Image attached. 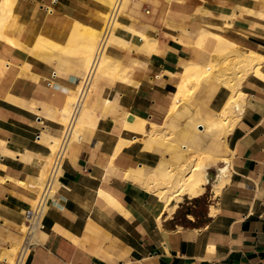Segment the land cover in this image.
Segmentation results:
<instances>
[{"label":"crops","instance_id":"crops-1","mask_svg":"<svg viewBox=\"0 0 264 264\" xmlns=\"http://www.w3.org/2000/svg\"><path fill=\"white\" fill-rule=\"evenodd\" d=\"M0 11V264H11L5 252L19 248L24 213L47 178L63 133L58 112L82 88L90 118L66 154L25 264H264V0H128L117 20L135 32L114 29L124 45L105 48L126 69L122 81L84 82L81 61L69 56L63 65L57 53L37 50L45 36L65 41L74 24L103 30V2L0 0ZM204 29L211 34L201 38ZM213 34L232 44L246 75L238 120L220 148L225 159L201 162L207 181L165 203L138 176L167 166L185 140L211 147L199 131L224 107L227 87L201 81L188 102L170 108L185 69L213 62L217 70L224 54ZM248 52L259 63L254 74ZM128 115L144 121L143 133L125 128ZM163 135L174 149L150 141Z\"/></svg>","mask_w":264,"mask_h":264},{"label":"bare ground","instance_id":"bare-ground-1","mask_svg":"<svg viewBox=\"0 0 264 264\" xmlns=\"http://www.w3.org/2000/svg\"><path fill=\"white\" fill-rule=\"evenodd\" d=\"M99 1L103 2L106 6L109 7V12L104 14V18H105L104 23L106 24V27L103 30H95L92 28H88V27H85L87 25H80V23L78 24V22L74 21L80 26L77 25V27L74 29L75 27V24H74L71 36L69 38L66 37L67 39L65 41H63L62 43L55 42L43 34L45 37L40 39V42L38 43L39 44L38 49L37 48L36 49L39 52H46L48 50H50V52L52 51V53L55 52L54 53L55 56H57V54L58 56L60 55L59 57L57 56L56 59L58 58L60 59L62 57L61 59L62 61L61 60L60 61L64 63L63 65H65L66 62L68 63L69 60L66 59L67 57L70 59L72 56L75 57L78 60V62L80 61L82 62L81 69L83 73L86 75L85 78H87V76L89 77L88 81H90L91 79H98L101 77H109L110 79H116V80L122 81V80H125L124 74H125L126 69L121 67L119 63L111 61L105 52V48L106 46H109L111 44L124 45L123 41L114 34V29L121 26V28H125L126 30H129L133 33L135 32L127 27L120 25L117 20V17L120 16L121 14L122 7H124L127 4L128 0H99ZM4 3L1 4L3 8L5 7V4H8V3H5V4ZM9 4L13 5L12 3H9ZM1 14H3V12H1ZM0 33H2V31ZM136 34L141 39V41L144 42V44H147V39L145 36L139 33H136ZM208 34H211V33L205 30L204 32L200 34L201 35L200 37L203 38ZM213 37H215L216 40L218 41V46L216 50L217 55L225 54L228 52L229 48L233 47L232 44L225 43V41H223V39L219 37L218 35L213 34ZM39 38H38V41H39ZM101 41H102V44H101ZM12 42H13V39H12ZM59 59H58V62H59ZM245 59H246L245 62L248 64V66L252 70L251 73L256 72L257 69L259 68V63L258 61L254 59V55L248 52ZM71 62L76 63L74 60H71ZM73 63H70L66 66L72 67L73 65H75L73 67H76V64H73ZM213 68H214L213 62H211L206 67L200 66V65H192L188 67L187 69H185L182 75V78H181V82L176 86L177 90H176V93L174 94V100L172 101V106L170 108L171 113L175 111L179 102L181 101L185 102L187 98L189 99L190 96L192 97L191 89L193 88V86L200 84L201 81L206 82L207 80L209 81V79H212V80L217 79L219 74H220V77H222L223 73L221 72V70L219 72H221L222 75L221 73L218 74L217 70L214 71L215 69L213 70ZM226 80H227V77H226ZM218 81H221V79H218ZM227 84L229 85L228 81H227ZM239 84H240V81L237 80L236 85L235 83L233 86L232 84L231 86L226 85L227 88L229 89V95H228V99L224 107L219 113L215 115V117L206 116V122L204 123L202 130L199 131L200 133H204L208 136H211V141H210L211 147L208 150H206V153H204L203 156H201V154H199V152L201 151H198L195 148V146L198 145V142L193 139L190 140L189 143L187 144L185 143V145L179 146L180 149L182 150L181 151L182 153L179 151L175 152L174 154H177V156L173 158L184 159L185 158L184 156H186L187 158H185V160L190 159L192 161L191 163H185L187 161L185 162L183 161L180 163L176 162L175 167L162 166L158 164L156 168H154L150 173L138 176L140 183L142 184V187L154 192V194L158 198H160L163 202L169 203L172 198H176V200H179L178 198L179 196L185 193H188L192 188L197 187L201 184H204L205 181H207V178H206L207 176H206V171H205V167L207 166V164H203L202 166L201 162L206 161L208 163H214L218 160L225 159L224 155L226 154L225 153L223 154V151L220 149L221 147L220 142L225 143L224 140L221 139L222 136L224 137L234 127V125L236 124L238 120L237 117L234 118L233 116H230V115H232L231 113H232L234 106H236L238 104V101H241L244 97V95L241 92ZM76 100L77 98H75L74 96H69L67 98V106L61 112H58V113H61V123L63 125V132L66 129L71 118L73 117V123H72V127L70 130V140H69V143L66 149V154L72 142L78 137V134L80 133L81 129L84 127L85 123L90 118L89 110L86 105L85 90L83 93V97L81 98L79 108L75 113L73 111V105L76 102ZM128 122L131 123V126H134L135 130H137L138 132H141V133L144 132L143 130L144 121L143 120H140L131 115H128V120L125 125V128L129 129L131 128V126L128 125ZM161 137L162 138L160 139V138H154L150 136V141L152 140L151 142L157 141V142L169 143L168 147L174 149V142L171 141L170 136L163 135ZM59 143H60L59 139L54 140V143L51 146L52 155H53V152L58 147ZM50 157L51 158L48 160V167L50 166V163L52 160V156ZM204 171H205V175H204ZM56 180L57 179L54 180L51 186L50 194H54L53 186ZM43 186H42V189H43ZM219 189L220 187L218 186L215 188V191L217 192V190L219 191ZM24 230H25L24 224H22L20 231L24 232ZM17 252H18L17 247H10L5 252V256L11 258V264L13 262V257L16 256Z\"/></svg>","mask_w":264,"mask_h":264},{"label":"built area","instance_id":"built-area-1","mask_svg":"<svg viewBox=\"0 0 264 264\" xmlns=\"http://www.w3.org/2000/svg\"><path fill=\"white\" fill-rule=\"evenodd\" d=\"M145 14H149L148 9H144ZM102 44V41H101ZM100 44V45H101ZM88 76L84 82L88 81ZM84 88H82L78 94L77 100L73 105V111L79 108L81 98L83 97ZM73 123V117L68 123L66 129L61 134V139L58 147L53 152L52 160L47 172V178L45 180L43 189L38 195L35 203L29 207L24 213V232H21V240L18 248V252L13 260L12 264H25L26 258L28 256L29 250L37 242V232L42 227V218L47 208L48 204L53 198V194H50L51 186L55 179L58 178L62 164L66 158V149L70 140V130Z\"/></svg>","mask_w":264,"mask_h":264},{"label":"rangeland","instance_id":"rangeland-1","mask_svg":"<svg viewBox=\"0 0 264 264\" xmlns=\"http://www.w3.org/2000/svg\"><path fill=\"white\" fill-rule=\"evenodd\" d=\"M123 8V7H122ZM105 24V23H104ZM105 26H106V24H105ZM237 60H239V53L238 52H235V51H229V52H227V53H225L224 55H222L221 56V60H220V62H218L217 63V66L215 67L217 70H221V72L223 73V75H222V73L221 72H219V73H221V75H222V77H220V74L218 75V77H217V79H214L216 82H218V83H220L221 85H223V86H225V87H227V86H231V84H232V86L234 85V83H235V85H236V83H237V80L238 81H240V83L243 81V80H245L246 79V75H241L240 74V68L239 67H236V63H237ZM235 64V65H234ZM225 68V69H224ZM223 69V70H222ZM225 70V71H224ZM245 71H246V69H245ZM224 72H225V74H224ZM247 72V74H248V71H246ZM246 74V73H245ZM236 75V76H235ZM237 76H238V78H237ZM226 77H227V80H226ZM218 79H221V81H218ZM223 79V80H222ZM227 81L229 82V85L227 84ZM224 82H225V84H224ZM231 82V83H230ZM227 85V86H226ZM240 85V84H239ZM189 101V99L187 98L186 99V101L184 102V103H186V102H188ZM241 102H240V105L238 106V107H236V108H233V110H232V115H230V116H233L234 118L235 117H237L238 116V114L235 112V111H237V112H240V109H241ZM177 117H178V114H177ZM177 117H176V121H177ZM189 121V120H188ZM192 127V126H191ZM175 129V128H174ZM171 130V129H170ZM224 138H225V136L223 137L222 136V139L224 140ZM195 140V139H194ZM196 141V140H195ZM184 143H189V141H187V140H185L184 141ZM220 144H221V149H222V146L224 145V143L223 142H220ZM211 146V145H210ZM179 152H181V150L179 151ZM201 152H203V153H201ZM201 152H199V154H201V156H203V154L204 153H206V151H201ZM182 153V152H181ZM177 156V154H174V153H169L168 154V158L166 159V160H163V163L164 164H166L167 166H170V167H175L176 166V162H178V163H180V162H185V161H187V162H185V163H191L192 161L190 160V159H187V160H185V158H187L186 156H184L185 158L184 159H182V158H180V159H178V158H173V157H176ZM202 164V166H203V164L204 163H201ZM204 169V168H203ZM23 233V232H22ZM17 244H19V238H18V240H17Z\"/></svg>","mask_w":264,"mask_h":264}]
</instances>
